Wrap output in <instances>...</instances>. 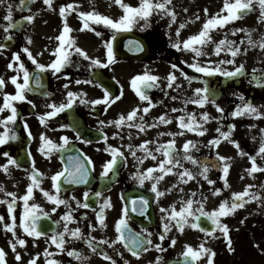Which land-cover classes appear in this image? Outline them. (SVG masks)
<instances>
[{
	"label": "flooded vegetation",
	"instance_id": "flooded-vegetation-1",
	"mask_svg": "<svg viewBox=\"0 0 264 264\" xmlns=\"http://www.w3.org/2000/svg\"><path fill=\"white\" fill-rule=\"evenodd\" d=\"M39 2L40 0H37V3ZM69 3L68 0H53L52 7L49 8L47 5V10L43 8L34 10L35 8L32 9V7L30 11H24V5H20V0H5V3L0 5V44L6 45L0 49V77L5 81L3 88L0 89V106L4 104V93L15 94L17 91L11 82V77L18 75L17 70L21 62L29 71L32 89L25 93L26 99L24 101L12 102L17 110V118L14 122H9L7 128L11 130L9 135H14L16 138L9 139L5 144L0 145V186H3L4 189L3 192H0V200L10 201L12 197L7 196V193H15L17 197L13 214L9 213L6 203H0V216H3V220H0V248L6 252V264H28L37 254L39 256L36 264H46L48 259H55L60 264H110V261L103 258L102 253L110 255L117 264H125L126 261L127 264H150V262L151 264H169L173 260H179L183 258L181 255L184 251L183 243L191 241V238H196L200 230L185 227L184 232L181 233L173 227L166 234V238L161 241L159 237L165 223L162 216L166 215L161 212V208L169 209L175 204L178 210L181 197L183 199L185 197L187 199L192 198L197 201L206 197L207 200L210 184H206L203 176L197 174L201 170L199 165H193L188 160H182L184 168L190 169L196 178L189 180L186 184L178 183L179 177L175 173L183 171V168L177 167L173 173L165 175L164 179L160 181L158 188L160 191H164L165 195L157 197L156 193L152 191L154 181L146 180L144 184H140L137 173L156 166L165 159L163 150L160 153H156L155 150L160 144H165L172 139L175 140V148L178 150L177 155L179 156H183V144L188 140L193 141L195 147L191 148L190 154L201 162L207 161L210 170H212L213 164L210 162L214 157L216 146L210 145L209 141L213 138L208 137L206 141L203 138V142L200 144L197 137L206 135V131L204 135H200L199 132L181 129L177 119L184 115L185 108H187V111L195 114L203 130L205 122H201L199 113H193L191 106L189 107V105L197 104H185V98H192L193 93L189 94L184 91L183 79L181 78L183 72L188 76L197 77L193 81H198V72L183 64L174 50L170 48L168 36L160 32L164 29L161 23H150L151 25L144 29L143 38L148 46V55L143 59H121L114 55V62L108 67H99L91 66L90 60L73 52L71 63L61 72L54 73L51 69L41 71L23 49L27 47L32 57H35L39 64L48 65L55 60L56 56L53 54V50L58 46V41L55 38L60 35L65 22L64 17L60 15V8ZM9 4L12 5L13 19L11 22L16 27L6 32L5 27L9 22L4 17L8 13ZM78 6L82 7L81 4ZM79 12L82 11L76 8L66 13V22L72 29L69 35L75 38L76 46L82 49L95 50L99 54V59L106 62L107 58H103L102 48L104 40L113 41V36L120 31L114 33L113 30L102 24H93L91 27L95 31L91 29L81 30L83 21L79 18ZM114 12H117V8L112 4V13ZM47 13L48 17L45 18L44 15ZM28 15H33L34 20L31 22L25 20L24 17ZM95 32H101L102 35L97 36ZM9 36L11 39H8ZM29 38L31 43L28 42ZM15 54H19V61L13 60ZM9 63H13L14 67L9 68ZM173 64L177 65L178 68L173 69L171 67ZM171 72H174L179 80L178 83L175 81L172 88H168L167 77ZM144 73L159 77L157 82L159 87L148 90V95L155 107H152L147 114L140 113V115H144V120L148 124L155 122L157 126L140 131L138 128H129L127 125L118 128L109 124L108 121L117 120L121 114L127 115L136 106L141 109L147 106V102L141 101L131 87L132 78ZM37 74L41 76L39 84L35 81ZM22 76L23 70H20V79L18 80L20 83L23 82ZM259 78L261 77L259 76ZM77 80L81 83H76ZM88 80H91L92 83H84ZM103 81L108 83L104 84ZM203 83L210 89L212 96L217 93L219 96L222 95L227 87L224 84V77L216 75L205 76ZM241 83L242 81L237 87L240 88ZM65 85L68 87L65 88ZM260 85L257 91H251L250 102H252V96L261 97L264 94V82H261ZM252 87L255 88L254 85ZM104 88H107L113 97L121 96V98L111 106L91 104V101L100 99L105 95ZM241 88L242 91L246 92L250 85L244 84ZM69 91L85 95H77L71 108L65 109L58 115L48 118L45 123H41L40 117L52 110L48 107L49 105L67 103ZM172 97H176V99L174 100ZM81 99L86 102L80 103ZM206 105L209 114L207 122L210 126L214 104L209 102L204 106ZM173 108L178 111L173 112ZM10 114V109H5L0 112V120ZM164 114H167L171 119V123L160 124L154 119ZM187 120L188 117L185 116V122ZM101 121L105 123L102 125ZM136 122L139 123L140 121L137 120ZM61 125H70V127L62 128ZM4 131L5 125L0 123V134ZM181 132H183L182 135L179 134ZM77 133H79V137H77ZM160 133H164V135H160ZM172 133L177 135H170ZM42 134L57 145L63 144L62 137L67 136L69 143L63 148L51 149L50 152L46 147L45 151L42 152L40 150L43 144ZM105 135L108 137L107 141L104 139ZM146 140L154 141L147 147L153 151L156 159L148 157L143 160V163H139L127 146L131 144L137 149L136 157H144L146 154L138 146ZM85 141L89 142L86 143ZM108 145L119 148L123 152V156L117 158L115 168L106 177L102 174L103 166L107 160L112 158L110 152L104 151ZM5 152L17 161L19 167L10 164L8 171L4 170L2 166L7 164L9 159L4 155ZM70 157H79L80 160L88 164L89 175L86 183L67 184L65 182L67 173H65V177L61 178L59 195L60 198L69 203L57 207L43 195L40 188L51 194H56L51 177L56 172L63 171L65 167L71 168L73 161L69 159ZM33 168L43 175H38L41 183L38 188H34V196L29 200V204H39L42 211L49 213V216L41 217V230L50 236L53 232H62L65 223H67L69 229L78 227L83 233L82 239H75L66 233L64 245L66 250L64 252L58 251L55 245H49V240L45 236L38 238L29 236L21 226L23 201L18 198L26 193L27 186L31 183L30 174ZM173 184H176L177 187L168 192L167 189ZM181 188H183V192L180 191ZM85 192L89 194L87 202L90 207L88 208L78 206L76 203L77 200L81 201V204L85 201ZM192 192H196L197 195L191 197ZM96 193H101V195L98 197L95 195ZM140 197L148 200V206L143 212L139 207ZM105 200H109L111 206L104 209L106 227H101L97 213L101 210ZM134 200L137 201L136 211L131 210ZM125 206L129 208L126 217L128 227L125 232L131 230L141 234L142 238L146 237L152 241L151 245L145 244L148 250L141 251L139 257L134 256L123 242L118 241L115 245L111 243L119 235L116 230V223L121 218ZM54 207H56L55 212L52 211ZM193 207L196 208L198 205L194 204ZM69 209L72 210L74 219L71 222H65L61 218ZM12 215L15 216V236L12 230H7L4 227L5 224L12 223ZM56 221H60V223L57 224ZM148 233H151L150 237L147 236ZM16 237L27 241L23 246L17 243L16 252L21 255L20 261L16 260L15 253L10 247V242H15ZM89 238H94L93 247L97 249L96 252H93L89 247L87 243ZM173 239L176 241L175 245L171 243ZM102 241H108V243ZM156 244H160L164 250L156 249ZM45 249L55 253V255L46 256ZM72 249L81 254L80 259L67 255V250ZM158 257L162 259L158 261ZM206 260L207 257H203L197 264H206Z\"/></svg>",
	"mask_w": 264,
	"mask_h": 264
},
{
	"label": "snow or ice",
	"instance_id": "snow-or-ice-1",
	"mask_svg": "<svg viewBox=\"0 0 264 264\" xmlns=\"http://www.w3.org/2000/svg\"><path fill=\"white\" fill-rule=\"evenodd\" d=\"M53 0H44V3L48 5L49 8L52 7ZM116 4H118L123 9V15L120 16L118 19H113L107 15L101 14L99 12H96L94 9L92 11L87 12H79V18L83 21V27L81 30L84 29H91L95 31L94 28L91 26L93 24L96 25H104L106 28H110L113 30V32H119L124 30H130L136 23H138L139 20L143 19L145 21V27L148 26L149 18L153 15V13H160L163 15L170 16V18L175 21L176 19V12L174 8L169 7L171 5L172 0H140L139 5L133 6L131 4H126L123 2V0H114ZM253 2L254 0H224L223 7L220 9V11L212 16H209L203 23L201 30L189 36L184 41H179L175 44H173V47L183 50V51H191L194 53V62L189 64V67L195 69L198 73H203L208 76L215 75L217 73L224 75L226 77H234L239 75L244 70V65L240 64L238 67H236L234 70H226L223 69L220 65L223 64H235V57L240 54L241 48L236 45V42L230 39H227V34H225V38L217 41H214L212 36L210 35L211 30L216 28H223L226 24H228L231 21L239 19L242 15H244L246 12L251 11L253 8ZM260 6L261 14L260 19L261 21H264V0H257ZM5 0H0V5L4 4ZM25 3V0H20V5L23 6ZM78 5H75L74 3H69L66 6H62L60 8V15L64 17V24L63 29L55 39L58 41V46L53 50V54L56 56V59L51 61L48 65L39 64L38 61L35 59V57H32L30 50L25 47L23 49L24 52L28 53L29 57L32 59L33 63L36 64V66L41 69V71L51 69L54 73H59L63 68H65L68 64L71 63V56L73 52L79 54L80 56L84 57L85 59H88L91 61V66H99V67H108L112 62H114V54H113V45L112 41H105V46L107 49V61L102 62L99 58H92L88 56V53L76 46V40L75 38L71 37L69 34L71 33L72 29L67 24V16L66 13L75 10ZM187 11V9H185ZM205 13L208 12L207 9L204 10ZM223 13H227L226 15ZM6 21L9 23L5 27V31L7 32L9 29H12L16 27L11 21L13 19L12 16V5H8V13L4 17ZM25 20L31 22L34 20L33 15H28L27 17H24ZM196 19H199V16L196 17ZM185 27L184 24L180 25V28ZM233 33L236 31H248V37H247V43L250 47H257L259 46L261 49H264V37H261L259 41H254L251 36V30H244V29H233ZM97 36H101V32H95ZM177 36H179V29L177 30ZM115 37L113 36V39ZM8 39H11L9 36ZM29 43H31V39L29 38ZM241 44L244 43L242 40L240 42ZM208 44H214V54L219 56L221 52L227 51L231 54L233 59L228 60H220L218 62H213L211 60L204 62L201 64V62L196 59L202 55H207L206 52L203 51V48L207 46ZM6 47L4 44H0V49ZM247 51V49H245ZM42 54V53H41ZM14 61H19L20 56L19 54H15L13 57ZM9 68L14 67L13 63H9ZM173 69H177L178 66L173 64L171 66ZM23 70V76L22 80L23 82L20 83L18 80L19 77V71ZM18 75L11 77V82L15 85L17 91L15 94H8L4 93V104L3 106H0V112H3L5 109H10L11 114L5 117L4 119L0 120V123L5 125V131L4 133L0 134V145L5 144L9 139H15L16 137L14 135H9L10 129L7 128V125L9 122H14L17 118V110L12 103L13 101H24L26 99L25 93L27 91H31L30 87V74L28 69L24 66L23 62L19 64V69L17 70ZM182 75H184L185 79L191 83V81L197 79V77L194 76H188L186 73L182 72ZM159 80V77L155 75H151L148 73L140 74L132 78L131 80V87L135 90L137 95L139 96L141 101H146L147 106L144 108H140L139 106L134 107L130 112L127 113V115L121 114L117 120L114 121H108L109 124H113L116 127H123L124 125H127L129 128H138L140 131H145L146 128L149 127H156L157 124L154 122L152 124H148L144 120V115H140V113L147 114L152 107H155V104L152 103L151 97L148 95V90L159 87V84L157 83ZM168 88H172L174 85V82L177 80V77L174 72L169 73L168 77ZM35 81L37 84L41 81V76L37 74L35 76ZM76 83H81V81L77 80ZM84 83L91 84L92 81H84ZM5 84V81L2 77H0V89L3 88ZM179 87V85H176ZM68 85H65V88H67ZM105 95L100 98L91 101V104H105L106 106H111V104L115 103L117 100L121 98V96H112V94L109 92L107 88H104ZM77 95H85L83 93H75L69 91L67 93V103H61L59 105L53 103L49 105L52 110L48 111L44 115L40 117L41 123H45L48 118L54 117L58 115L60 112H63L65 109L71 108L73 104L76 101ZM122 95V93H121ZM172 99H176V97H172ZM243 100V97H241ZM86 101L81 99L80 103H85ZM211 102L214 104L217 108V110L220 113H223L224 109L216 104V101L214 98L211 97L210 89L205 86L203 88H196L193 92L192 98H185V104L187 103H193L200 106H204L205 104ZM173 112L178 111L177 109L173 108ZM260 115L258 112V109L252 105L250 102L244 103L242 106H238L236 110L232 113L233 116H240V115ZM202 119L204 122H206L209 119V114L207 112H203ZM186 116L188 117L187 122H185V115L179 116L177 119L179 121V127L181 129H185L191 132H199L200 135H204V132L207 131V129L201 130V124L197 121L195 114L192 113H186ZM156 121H158L160 124H168L171 123V119L167 116V114L161 115L157 118H154ZM139 120L140 122L137 123L136 121ZM102 125L105 123L104 121L100 122ZM62 128H68L70 125H61ZM235 127L234 125L232 126ZM217 132H220V129H217ZM30 134V133H29ZM183 134V132L179 133ZM160 135H164V133H160ZM170 135H177L176 133H172ZM229 132H222L221 136L225 139L229 137ZM77 137H79V133H77ZM105 141H107L108 137L105 135L104 137ZM41 140L43 141V144L41 146V151H45V148L47 147L49 149V152L51 149H60L65 147L69 143V138L67 136L62 137L63 144H55L53 143L46 135L41 136ZM88 143L89 141H85ZM150 143H154V141H144L141 143L138 148L142 149L144 153L146 154L144 157H136V148H134L131 144H129L127 147L130 149L131 154L138 160L139 163H143L144 159H147L148 157H151L152 159H156V155L153 153L152 150H150L147 145ZM220 143L219 138H213L211 141H209L210 145L218 146ZM235 146L239 148V144L236 141H233ZM195 147V143L191 140L186 141L183 144V156L177 155L178 150L175 148V140H169L165 144H160L156 148V153H160L161 150H163V156L165 159L161 160L156 166L149 167L143 172H138L137 176L139 179L140 184H144L146 180H152L154 181L152 184V191L156 193L157 197H161L165 195L164 191H160L158 188V184L160 181L164 179V176L170 173H173V170L177 167L183 168V171H180L178 173H175L179 177L178 183H187L189 180H193L196 178V175L193 174V172L188 169L184 168L182 164V160H188L193 165H199L200 171L197 173L200 176H203L204 179L208 181L210 185L215 184V181L208 178L207 173L209 172V163L207 161L201 162L196 157L191 155V148ZM104 151L111 153V159L107 160L106 163L103 166V175L108 176L109 172L113 171V169L116 166L117 158L123 156V152L120 151L119 148L113 147L112 145H108ZM242 155H246V153H241ZM6 157H9V154L7 152L4 153ZM261 157L264 158V141L261 142L260 147L258 149V152L256 155L250 156L251 161V167L247 169V172L249 175H252L253 173L257 171H264V167H261L257 164V158ZM70 160L73 161V164L71 168L65 167L63 171L56 172L52 177L53 181V187L55 188L56 194H51L50 192L44 190L43 188H40V191L43 193V195L50 201H52L57 207L60 205H68V201L65 199L60 198L59 193L61 192V178L65 177V173H67V176L65 177V182L67 184H80V183H86L88 178V164L80 160L79 157H70ZM229 158L219 155L217 153L216 161L224 162L222 165V171L224 173L225 178V187H230L227 183V175L229 173L230 165L225 162ZM90 162V161H89ZM16 165L17 161L14 158L9 157L8 163L3 165L5 171H8V165ZM213 166H216L213 164ZM154 173H159L155 174ZM38 175L42 176V173H38V170L33 168L31 174H30V180L31 183L27 186L26 193L19 197L18 199L23 201V213H22V228L25 233H27L29 236H32L34 238H38L41 236H45L49 240V245H55L57 250L60 252H64L66 249L64 248L65 245V234L71 235V237L75 239H82L83 233L80 228L75 229H69L67 226V223L64 225V229L62 232H53L50 236L45 231L41 230L40 228V220L41 217H47L49 216V213L42 211L39 204L32 203L29 204V200L33 198L34 196V188H38L40 186L41 181L38 179ZM177 185L173 184L170 188L167 189L168 192H171L174 188H176ZM253 185H247L244 191L241 192H235L232 193L231 199L224 200L216 210L213 211H205L204 208V201L206 200V197H202L201 200L197 201L192 198L183 199L181 197L180 201V207L177 210L175 204L171 206L169 209L161 208V212L165 213L166 215L162 216V220L165 221L163 224V231L160 235V240L163 241L166 238V234L172 230L173 227H175L179 232H184L185 227H191L193 229H199L201 232H204L206 236H212L214 235L216 229H220L221 232L227 237V234L229 233V227L226 224H223L221 222V217H225L231 213H234L235 210L238 208H241L244 206V204L248 203L249 200H258L259 197L255 194L250 192V189H252ZM3 186H0V192H3ZM181 192H183V188L180 189ZM220 189H215V191L212 193L213 195H218L220 193ZM88 193H84L85 201L81 204V201L77 200L76 203L78 206H82L85 208L90 207V205L87 202ZM96 196H100L101 193H96ZM197 195L196 192L191 193V197H195ZM7 196L12 197V199L9 200H0V203H6L8 206V211L10 214L14 213V208L16 205V194L15 193H7ZM248 197L249 199L246 200L245 198ZM75 199V197H73ZM197 204L198 207L194 208L193 205ZM132 211L137 210V201H132ZM110 201L105 200L104 204L101 206V210L97 213V218L99 220L101 227H106L105 223V214L104 209L107 207H110ZM148 206V200L144 197L139 198V207L140 210L143 212L144 209H146ZM53 212L56 211V207L52 209ZM129 212L128 206H125L122 210L121 218L116 223V230L119 233L116 240H113L111 243L115 245L118 241L123 242L125 247L128 248V250L134 255L139 257L141 251H147L148 248L145 247V244L151 245L152 241L148 238H142L141 234L134 233L131 230L125 232V229L128 227L127 225V214ZM201 217H206L208 220L211 221V223L215 226L211 231L207 230L204 227H201ZM65 222H71L74 217L72 215V210L69 209L67 213H65L62 218ZM0 220H3V216H0ZM57 224L60 223V221H56ZM4 227L7 230H12L13 235L15 236V216L12 215V223L5 224ZM145 232L147 230L145 229ZM148 237L151 236V233L147 234ZM93 240L94 238H89L87 243L89 247H91L93 252H96L97 249L93 247ZM103 243H108V241H102ZM229 242V248L231 249V238L228 237ZM17 243L21 246L25 245L27 241L25 239H21L16 237L15 242H10V247L12 248L13 252L15 253V258L17 261H20L21 255L19 252H16ZM173 245H175L176 241L173 239L171 241ZM155 248L163 251L164 249L161 247L160 244H156ZM45 255L46 256H54L55 253L48 252L47 249H45ZM67 255L70 257H76L78 259L81 258V254L75 250H67ZM103 258L105 260L110 261V264H117L116 260L113 259L110 255L107 253H102ZM181 255L184 257L183 264H197L198 261H200L203 257H207L206 264H214L213 257L215 256L214 250L208 248L205 246V243H200L198 248L193 247L192 245H186L185 251L181 253ZM39 254H37L36 257H34L32 260L28 262V264H36V260L38 258ZM6 252L3 248H0V264H6ZM162 259L161 257H158L157 260L159 261ZM46 264H60L59 261L55 259H48L46 261ZM127 264V261L125 262ZM151 264V262H150Z\"/></svg>",
	"mask_w": 264,
	"mask_h": 264
},
{
	"label": "rangeland",
	"instance_id": "rangeland-1",
	"mask_svg": "<svg viewBox=\"0 0 264 264\" xmlns=\"http://www.w3.org/2000/svg\"><path fill=\"white\" fill-rule=\"evenodd\" d=\"M75 5L81 4L82 7H77L80 11H92L93 9L104 15H107L113 19H118L122 16L123 9L114 2V0H68ZM126 4L137 6L140 0H123ZM112 4L117 8V12L112 13ZM224 0H172L169 7L174 8L176 12V19L173 21L170 16L160 13H153L150 18V23H161L164 29L160 30L163 35L168 36L169 46L178 55L180 61L189 66L194 62V53L191 51H183L173 47V44L179 41L186 40L189 36L198 33L204 21L220 11L223 7ZM253 6L256 9V14L247 19H237L229 22L223 28H216L211 30L210 35L214 41H219L225 38L233 40L241 48L240 54L235 59V64H223L220 65L223 69L234 70L240 64L244 65L243 72L247 73H264V49L259 46L250 47L247 43L248 31H236L233 33V29L251 30V36L254 41H259L261 37H264V21L260 19V6L257 0H254ZM34 10L46 9L47 5L44 0H40L35 5ZM187 9V11H185ZM205 9L208 10L205 13ZM117 16H116V15ZM227 14V13H223ZM48 17V13L44 15ZM199 16V19L196 17ZM151 24L148 23V26ZM184 24L185 27L180 28V25ZM145 21L139 20L131 30L143 31ZM147 26V27H148ZM158 26V24H157ZM179 29V36H177V30ZM244 41L241 44V41ZM214 44H208L203 48V51L207 55H202L198 59L201 64L206 61L218 62L220 60L233 59L231 54L227 51H223L219 56L214 54ZM247 49V51H245ZM217 76L224 77L219 73ZM239 76V75H238ZM237 76V77H238ZM183 78L184 91L189 94L194 92L196 88H203L205 84L203 82L189 83ZM242 79V77H240ZM179 77L176 80L178 83ZM168 82V81H167ZM175 83V82H174ZM230 84V85H229ZM224 89V92L220 97L216 98V104L220 105L224 111L220 113L214 105L213 117L210 120V126L208 122H205L203 129H207L206 135L197 137L199 143L202 144L203 138H219L220 143L216 147L215 155H219L229 158L227 162L230 165L229 173L226 177L228 185L225 187V178L217 172L209 171L207 173L209 179H213L215 184L211 186V194L209 203L204 205L205 209L216 210L218 206L226 199L229 194L235 192L244 191L247 185H253L250 192L255 193L259 199L249 200L243 207L235 210L225 217H221V222L228 225L229 233L227 237L220 232L215 238H210L206 235L200 236L195 239L192 244L193 247L199 246L200 243H205V246L214 250L215 256L213 257L214 264H264V171H257L252 175H249L247 169L251 167L250 156L256 155L260 144L264 141V94L261 97L255 96L252 100L260 115H240L233 116L232 113L238 106H242L244 103L249 102L250 93L252 88H249L247 92L242 91V88H236L233 82L229 83ZM233 85V86H232ZM244 86V83L241 84ZM243 97V100L241 99ZM193 113H199V120H202V113L207 112V105L197 106L189 105ZM185 108L184 115L191 113ZM197 110V111H196ZM203 122V120H202ZM232 123L235 127L231 131L227 129V124ZM212 129V132H210ZM220 129V132H217ZM202 130V128H201ZM222 132H229L230 135L227 139L221 136ZM208 135V136H207ZM233 141L238 142L239 148L235 146ZM246 153L242 155L241 153ZM224 163V162H223ZM257 164L264 167V158L258 157ZM205 183L208 181L205 179ZM215 189H220L218 195L212 193ZM228 237L231 238V249L229 248Z\"/></svg>",
	"mask_w": 264,
	"mask_h": 264
},
{
	"label": "water",
	"instance_id": "water-1",
	"mask_svg": "<svg viewBox=\"0 0 264 264\" xmlns=\"http://www.w3.org/2000/svg\"><path fill=\"white\" fill-rule=\"evenodd\" d=\"M249 13L250 11L246 12L245 14ZM132 45H136L137 48H140V53L136 54V52L138 51H133ZM114 50L118 55L123 58H140L144 57L147 47L144 41L136 35L132 33H123L115 38Z\"/></svg>",
	"mask_w": 264,
	"mask_h": 264
}]
</instances>
